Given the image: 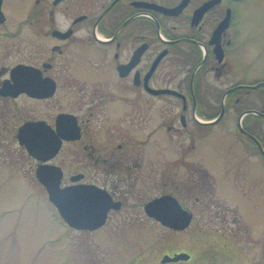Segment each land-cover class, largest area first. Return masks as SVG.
I'll use <instances>...</instances> for the list:
<instances>
[{"label": "flooded vegetation", "instance_id": "1", "mask_svg": "<svg viewBox=\"0 0 264 264\" xmlns=\"http://www.w3.org/2000/svg\"><path fill=\"white\" fill-rule=\"evenodd\" d=\"M228 8L233 20L228 0H0V175L55 166L62 187L102 190L97 228L58 215L104 231L96 264H264V67L232 21L217 34ZM212 136L235 151L210 169ZM167 196L187 226L149 213ZM179 234L218 250L154 248Z\"/></svg>", "mask_w": 264, "mask_h": 264}, {"label": "rangeland", "instance_id": "2", "mask_svg": "<svg viewBox=\"0 0 264 264\" xmlns=\"http://www.w3.org/2000/svg\"><path fill=\"white\" fill-rule=\"evenodd\" d=\"M228 1L234 11L231 31H237L238 52L247 60L255 59L257 67H264V0ZM227 142V136H212L202 143L201 153L207 158L210 169L219 165L217 154L232 155L235 151L234 145ZM38 182L31 175H0V264H96L105 261L107 244L100 238L104 231L96 234L66 228L55 215L57 212L48 192ZM208 225L212 230L218 228L219 223ZM150 226L154 224H147V228ZM58 234H61L60 240L49 241ZM186 237L179 234L163 239L160 246L158 243L154 248L165 249L177 244L180 248H188L194 242L195 248L207 246L211 252L218 250L216 239L203 243L201 238L193 241ZM109 239L112 242L113 238ZM116 248L111 246L112 250Z\"/></svg>", "mask_w": 264, "mask_h": 264}, {"label": "water", "instance_id": "3", "mask_svg": "<svg viewBox=\"0 0 264 264\" xmlns=\"http://www.w3.org/2000/svg\"><path fill=\"white\" fill-rule=\"evenodd\" d=\"M228 23L229 16L226 17L225 22L221 23L220 29H224ZM56 171L55 166L41 167L37 175L40 181L47 187L49 198L61 210L60 212L66 216L68 222L77 227L89 228H94L102 224L105 221L107 210H109V197H106L105 194L96 193L93 190H79L78 187H76L78 190L75 187L62 188L59 182L61 181L60 174ZM87 191L88 197L85 201H88V208L86 209L83 203L84 197H80V195H83V192ZM157 202L158 200L149 204L151 213L155 215L157 214L155 209L158 206ZM171 204L177 210V214L179 215L178 219L172 221L162 217L164 222L175 228L185 226L188 222L187 213L182 211L179 203L172 202Z\"/></svg>", "mask_w": 264, "mask_h": 264}]
</instances>
